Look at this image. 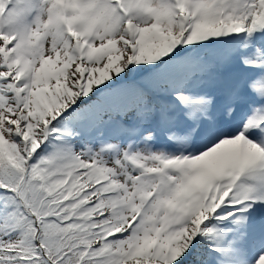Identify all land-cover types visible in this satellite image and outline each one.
<instances>
[{"label": "snow or ice", "instance_id": "obj_1", "mask_svg": "<svg viewBox=\"0 0 264 264\" xmlns=\"http://www.w3.org/2000/svg\"><path fill=\"white\" fill-rule=\"evenodd\" d=\"M0 264H264V0H0Z\"/></svg>", "mask_w": 264, "mask_h": 264}]
</instances>
